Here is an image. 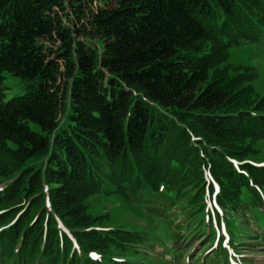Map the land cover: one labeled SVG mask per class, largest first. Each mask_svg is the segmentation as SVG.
<instances>
[{
    "label": "trees",
    "instance_id": "1",
    "mask_svg": "<svg viewBox=\"0 0 264 264\" xmlns=\"http://www.w3.org/2000/svg\"><path fill=\"white\" fill-rule=\"evenodd\" d=\"M263 30L264 0H0V264H216L261 241L264 96L214 67ZM2 71L37 82L3 100ZM142 188L182 215L163 240L88 211Z\"/></svg>",
    "mask_w": 264,
    "mask_h": 264
},
{
    "label": "rangeland",
    "instance_id": "2",
    "mask_svg": "<svg viewBox=\"0 0 264 264\" xmlns=\"http://www.w3.org/2000/svg\"><path fill=\"white\" fill-rule=\"evenodd\" d=\"M228 65V69L235 68V66H250L254 75L250 80L249 85L252 86L253 92L259 96H264V30L259 35L258 39L254 42L237 43L234 46L227 48L224 60L214 67L215 70H219L221 66ZM211 72V70H209ZM3 79V100H8L12 96L25 94L29 87L27 85L35 84L37 81L21 80L17 76L9 75L7 72L2 71ZM258 142V141H257ZM258 151L253 155L252 160L260 161L264 164V141L256 143ZM151 193L148 188H142L138 192H133L128 198L122 197L117 193L110 194H92L87 198L88 211L94 216H101V220L98 221L100 226L109 229L122 228L123 230L134 229L135 231L144 232L150 238L161 239L165 238L174 231V224L181 223L182 215H172V213H178L176 207L171 208L160 216L151 215L149 211H146L145 206L152 205L150 200ZM182 225V224H180ZM219 233L226 235L224 228L220 226ZM255 237H246V241L249 243L255 242ZM183 241V240H182ZM190 248L192 251L190 254L197 256L202 250V256L208 254L210 251L203 250L200 243H206L204 237H200V240L195 242ZM245 244L236 246L230 249L226 246L223 249L224 255L219 254L216 264H242L244 259H247L252 264H264V238L261 237V241H256L254 244ZM166 244L170 245L168 242ZM187 244V241L184 245ZM191 244V243H190ZM223 243L221 244L223 248ZM159 248H155L154 251H158ZM143 250V249H142ZM142 250H139L142 252ZM148 254H152L150 250H147ZM240 253L241 255H238ZM234 256V257H233ZM244 259L242 260V258ZM165 260L168 258L165 257ZM185 257L179 258V262L184 263ZM145 261V260H144Z\"/></svg>",
    "mask_w": 264,
    "mask_h": 264
}]
</instances>
